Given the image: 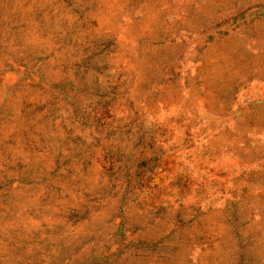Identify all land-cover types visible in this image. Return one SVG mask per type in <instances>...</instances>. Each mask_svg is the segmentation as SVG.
Segmentation results:
<instances>
[{"label": "rangeland", "instance_id": "rangeland-1", "mask_svg": "<svg viewBox=\"0 0 264 264\" xmlns=\"http://www.w3.org/2000/svg\"><path fill=\"white\" fill-rule=\"evenodd\" d=\"M0 264H264V0H0Z\"/></svg>", "mask_w": 264, "mask_h": 264}]
</instances>
